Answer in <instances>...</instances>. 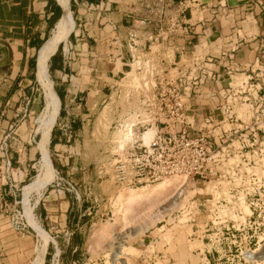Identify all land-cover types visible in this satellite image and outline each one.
<instances>
[{
    "label": "crops",
    "instance_id": "crops-1",
    "mask_svg": "<svg viewBox=\"0 0 264 264\" xmlns=\"http://www.w3.org/2000/svg\"><path fill=\"white\" fill-rule=\"evenodd\" d=\"M75 1L74 28L59 40L54 51L63 43L60 56L50 63L61 97V119L68 120V124L58 125L51 135L60 110L59 97L53 122L41 124L44 107L41 109L34 146L39 154L38 165L43 160L41 144L45 141L50 158V138L56 152L59 147L68 148L66 129L84 141L95 107L108 97L107 91L130 65L131 55H144L150 52L149 46L154 47L150 53L153 52L159 67L173 69L183 61L189 63L211 56L215 71L226 81H234L236 75H246L252 70L259 72L260 94L264 91V56L256 60L264 53V0ZM89 3L94 6L88 7ZM58 6L62 15L59 0H0V142L9 143L22 177L27 175L29 161L35 155L30 143L34 135L28 127L34 115V80L38 84L41 79L48 82V77L37 75L38 56L61 18V15L58 20L55 18ZM227 68L233 69V74L229 75ZM60 152L55 154L61 160ZM1 185L0 178V192ZM62 205L60 219L70 222L66 214L69 212L70 216L72 211L70 202L63 201ZM41 211L46 224L56 223L53 218L57 216L45 207ZM73 218L74 232L80 218L75 215ZM36 219L40 223L37 216Z\"/></svg>",
    "mask_w": 264,
    "mask_h": 264
},
{
    "label": "rangeland",
    "instance_id": "rangeland-1",
    "mask_svg": "<svg viewBox=\"0 0 264 264\" xmlns=\"http://www.w3.org/2000/svg\"><path fill=\"white\" fill-rule=\"evenodd\" d=\"M59 1L64 9L65 0ZM67 2L69 19L63 37L67 36L74 28V21L76 23V1L67 0ZM52 33L49 34L50 38ZM70 37L71 35L66 44L69 43ZM48 42L39 52L37 75H40L41 72L44 73L40 58L41 52L45 50ZM54 50L53 47L47 58V73L50 63L54 59L56 61L60 56L59 52ZM147 51L150 50L147 49ZM54 52L56 55L50 58ZM150 52L141 55L144 58L136 59L135 61L139 62L134 61L132 69L130 65L127 66L124 73L117 78L113 88L107 91L108 97L105 101L95 107V113L84 134V141L66 129L65 135L67 139L69 138L66 143L68 148L59 147L58 149L62 151L63 156H68L67 160L63 156L60 157L61 160L58 159L59 156L55 153L61 152H56L50 144V158L48 152L46 153L47 158L44 153L45 156L38 165L39 154L34 149L38 139V134L35 132L37 116L44 107L41 124H46L48 120L53 122L57 116L59 99L52 86L51 79L54 88H56L53 72L49 70L48 78L45 77L48 79L47 83L42 79L38 80L42 87L39 86L36 79L34 80V115L28 127L34 135L30 143L35 155L32 161H29L27 175L22 177L17 169L9 146L6 154L11 157V166L2 165V154L0 153L2 182L0 192V264H206L203 255L204 245L196 241L197 238L193 236L190 225L186 222V200L183 199L185 196L192 195L194 191L198 193V187L197 189L191 187L187 180L182 178L169 179V181H165L167 183H148L149 185L142 186H151L152 188L156 186L157 189L162 186L165 189L155 193L156 195L126 203L118 202V195L128 187L116 185L109 177L97 179L96 176L98 161L107 153L108 149H111L113 141L117 138L118 132L114 126L125 121L126 118L131 121L136 119L134 111L139 108L143 95H147L145 98L147 104L143 105V109L147 112L152 110L153 104H150L152 100L149 98L160 91L159 82L155 84L157 80L155 77L169 75L167 70L170 68L165 69L156 65L153 52ZM143 59H147V62ZM138 66L141 68H137ZM130 70H132L131 75L127 76L126 73ZM243 78H245L244 75H236L234 80L237 79L235 81L239 82ZM250 92L255 95L254 90ZM49 93L52 97L50 106H48L47 95ZM60 110L51 135L58 129V122L62 117ZM44 116L46 119L43 118ZM238 117L242 118L240 123L242 143L245 145L254 142L252 146L244 148L243 152L264 164V94L259 100H254L251 97L246 104L244 103L238 109ZM19 133L22 134L21 131ZM74 138H76L75 141ZM45 146L46 141L41 144L43 152ZM65 162L66 164L62 165ZM52 166L59 178H55L51 183ZM36 173L39 174L33 177ZM90 185L97 194L96 202H90L88 198L77 202L68 191L72 186H75L80 190V193H83ZM66 200L70 202L72 211L70 216L69 212L66 213L70 222L66 220L64 223V218L60 219L62 217L60 214L63 208L62 203ZM26 205L31 206V214L24 211ZM119 205L125 206L126 211L123 212L126 214L120 212ZM43 207L57 216L53 218L56 223L46 224L47 222L40 215ZM153 212L159 215L154 220L150 217ZM74 215L80 219L77 230L73 232L75 227L71 225L74 223L72 222ZM36 216L42 226L35 219ZM24 217L31 226H34L32 227L36 229L38 236L28 226ZM43 227L48 231L50 238L47 237ZM65 230L72 231L69 240L64 235ZM42 238V247H40ZM52 238L59 248V254L55 250V244L51 241ZM47 240L49 242L46 249ZM45 249V258H43ZM258 258L264 259V253ZM210 264H213L212 261Z\"/></svg>",
    "mask_w": 264,
    "mask_h": 264
},
{
    "label": "built area",
    "instance_id": "built-area-1",
    "mask_svg": "<svg viewBox=\"0 0 264 264\" xmlns=\"http://www.w3.org/2000/svg\"><path fill=\"white\" fill-rule=\"evenodd\" d=\"M152 48L149 46L150 51ZM263 56L261 53L256 60ZM141 57L131 55V69ZM214 63L211 56L183 61L167 70L168 76L155 77L160 91L149 98L152 110L143 109L147 104V95H143L134 111L136 119L128 127V137L122 145L117 139L113 141L98 161L96 176L109 177L121 187L170 178L187 180L191 187H198V193L183 198L186 222L204 245L206 264H264V260L254 257L262 254L264 247V164L243 152L254 142L242 143V118L238 117V109L251 97L259 100L264 91L261 95L259 72L252 70L239 82L226 81L215 71ZM232 71L227 68L229 75ZM216 84H220L219 89ZM253 90L255 95L250 92ZM63 120L58 125L68 124ZM125 125L122 121L114 127L119 131ZM148 129L153 133L144 138ZM7 147L5 140L0 142L1 163L9 167ZM68 191L77 202L84 198L97 201L91 185L83 193L75 186ZM71 234L64 231L67 240ZM55 250L59 254L56 244Z\"/></svg>",
    "mask_w": 264,
    "mask_h": 264
},
{
    "label": "bare ground",
    "instance_id": "bare-ground-1",
    "mask_svg": "<svg viewBox=\"0 0 264 264\" xmlns=\"http://www.w3.org/2000/svg\"><path fill=\"white\" fill-rule=\"evenodd\" d=\"M64 2V1H63ZM68 4V2H67V0H65V2H64V9H63V12H62V15H61V18H60V20L57 22V24H56V27L54 28V30H53V35H52V37L49 39V42H48V44H47V46H46V48H45V50L43 51V52H41V54H42V56H41V58H40V61H41V65H43L42 66V69H43V71H44V73L43 72H41L40 73V76H44V77H48V73H47V67H46V64H47V58H48V55H49V53H50V51L52 50V48L54 47H56L57 46V44H58V42H59V40L61 39V38H63V34H64V29H65V26H66V23H67V21H68V19H69V13H68V8H67V5ZM134 65V64H133ZM41 69V70H42ZM131 71L132 70H130L129 72H127V76H130L131 75ZM126 76V77H127ZM48 95V106H50L51 105V103H52V97L50 96V93L49 94H47ZM47 106V107H48ZM51 108V107H50ZM49 109V108H48ZM47 111V110H46ZM45 111V112H46ZM46 114V113H45ZM136 116V115H135ZM43 118H45V116L43 117ZM46 119V118H45ZM135 121V120H134ZM45 122H46V120H45ZM125 123H126V128L125 129H122V130H119V131H117L118 132V134H117V140H118V142H120V145H122L123 143H122V141L123 140H125L127 137H128V127H129V125H130V123L132 122L131 121V119H129V118H126L125 119V121H124ZM43 124V123H42ZM152 133H153V130L152 129H148L147 131H145V133L143 134V136H144V138H148V137H150L151 135H152ZM47 149H46V146L44 147V153L46 154L47 153V151H46ZM45 154H44V156H45ZM45 158H47V154H46V157ZM47 161V160H46ZM53 172H55L54 174H53ZM56 176H57V174H56V170H55V168H53L52 167V178L50 179V182L52 183L53 181H54V179L56 178ZM170 179H173V178H170ZM168 181H169V179H167ZM167 180H164V181H159V182H165V181H167ZM173 181V180H172ZM159 182H155V183H159ZM50 183V184H51ZM165 183H167V182H165ZM151 184V183H150ZM142 185H149V184H142ZM142 185H139V186H142ZM165 185H167V184H165ZM139 186H136V187H128V189L127 190H124V192H122V193H119V195H118V199H119V201L118 202H120V201H122V202H126V203H128V202H132V200H135V199H144V198H146V197H148V196H150V195H153V194H155V193H157V192H162V190H164L165 188H163L162 186L160 187V188H158L157 189V187L156 186H153V187H155V188H152L151 186H142V187H140L139 188ZM23 188H24V186L22 187V198H23ZM136 188V189H135ZM31 190V189H30ZM156 195V194H155ZM30 203V202H29ZM22 204V203H21ZM120 204V203H119ZM25 205V204H24ZM30 205V204H29ZM29 205H26L25 206V209H24V211L26 212V213H30L31 214V206H29ZM120 207H121V209H120V212L122 213L123 211H126V208H125V206H121V205H119ZM124 214H126V212H123ZM34 215V214H33ZM24 216V215H23ZM159 215H158V213H152V214H150V217L154 220L156 217H158ZM25 218V217H24ZM35 218V217H34ZM36 219V218H35ZM37 220V219H36ZM25 221L27 222V224H28V226L33 230V231H35V233L37 234V236H38V233H37V231H36V229L35 228H33L31 225H30V223H28V221H27V219L25 218ZM44 229V228H43ZM43 229H42V233H43ZM45 230V229H44ZM46 232V234H47V237L48 238H50V235H49V233H48V231H45ZM41 236V235H40ZM42 237V236H41ZM40 238V237H39ZM41 239V238H40ZM51 241L55 244V240L52 238L51 239ZM196 241H198V242H200V243H202L201 241H200V239H197ZM42 242H43V238H42V240H41V243H40V247H42ZM48 240H47V245H46V249H47V246H48ZM119 243V242H118ZM46 249H45V251H44V255H43V258H45V252H46ZM42 250V249H41ZM57 253H58V251H57ZM260 253H262V254H260V255H258V256H254V257H256L257 258V260H261V259H259L258 257H260L261 255H263V253H264V247L261 249V252ZM262 260H264V259H262ZM33 263V262H32Z\"/></svg>",
    "mask_w": 264,
    "mask_h": 264
},
{
    "label": "trees",
    "instance_id": "trees-1",
    "mask_svg": "<svg viewBox=\"0 0 264 264\" xmlns=\"http://www.w3.org/2000/svg\"><path fill=\"white\" fill-rule=\"evenodd\" d=\"M55 14H56L55 18H56V20H58L59 17H60V15H61V8H60V6L57 7V11L55 12ZM61 47H62V43L58 46L57 52L60 53V51H61ZM55 55H56V53L53 54L51 58H53ZM49 70H50L51 72L53 71V66H52V64H50V66H49ZM55 91L57 92L58 97H59V99H60V101H61V97H60V95H59V93H58V91H57L56 88H55ZM60 114H61V110H60ZM50 144H51V146L54 145V141H53V139H51Z\"/></svg>",
    "mask_w": 264,
    "mask_h": 264
},
{
    "label": "water",
    "instance_id": "water-1",
    "mask_svg": "<svg viewBox=\"0 0 264 264\" xmlns=\"http://www.w3.org/2000/svg\"><path fill=\"white\" fill-rule=\"evenodd\" d=\"M57 4H58V2H57Z\"/></svg>",
    "mask_w": 264,
    "mask_h": 264
}]
</instances>
